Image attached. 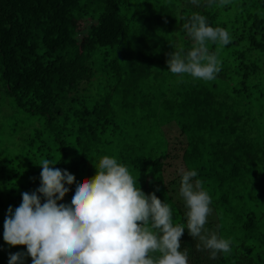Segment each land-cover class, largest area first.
Segmentation results:
<instances>
[{
  "label": "trees",
  "instance_id": "obj_1",
  "mask_svg": "<svg viewBox=\"0 0 264 264\" xmlns=\"http://www.w3.org/2000/svg\"><path fill=\"white\" fill-rule=\"evenodd\" d=\"M194 12L231 37L208 44L212 81L166 63L173 45L190 50ZM105 155L170 206L188 264H264V0H0V264L27 252L5 242L4 222L41 186L40 160L78 183ZM181 169L197 171L212 199L205 228L230 253L196 250ZM66 187L58 203L71 204Z\"/></svg>",
  "mask_w": 264,
  "mask_h": 264
},
{
  "label": "clouds",
  "instance_id": "obj_2",
  "mask_svg": "<svg viewBox=\"0 0 264 264\" xmlns=\"http://www.w3.org/2000/svg\"><path fill=\"white\" fill-rule=\"evenodd\" d=\"M223 8L229 0H208ZM199 4V0H191ZM191 38L190 50L183 46L169 53L166 61L172 74L212 81L221 70L216 53L208 44L228 45L229 32L212 27L200 13H192L182 25ZM41 186L22 193L19 207L10 206L3 238L10 246L24 245L27 252L10 254L9 264H188V250H181L183 224H173L170 206L155 194H145L127 166L103 156L94 164L96 174L76 182L67 170L54 168L41 159ZM182 196L187 209L188 234L198 242L196 250H207L210 259L231 252V239L218 237L205 228L212 199L196 170L181 169ZM76 184L71 204L63 201L66 185ZM41 194L44 202L41 200Z\"/></svg>",
  "mask_w": 264,
  "mask_h": 264
}]
</instances>
